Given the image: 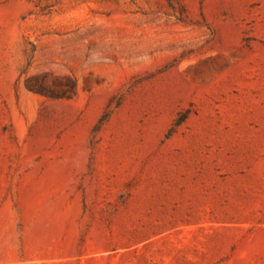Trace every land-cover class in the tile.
Here are the masks:
<instances>
[{
  "label": "rangeland",
  "instance_id": "rangeland-1",
  "mask_svg": "<svg viewBox=\"0 0 264 264\" xmlns=\"http://www.w3.org/2000/svg\"><path fill=\"white\" fill-rule=\"evenodd\" d=\"M0 264H264V0H0Z\"/></svg>",
  "mask_w": 264,
  "mask_h": 264
}]
</instances>
